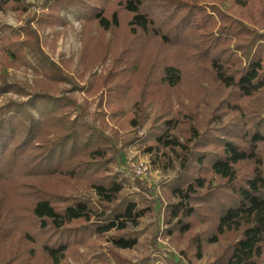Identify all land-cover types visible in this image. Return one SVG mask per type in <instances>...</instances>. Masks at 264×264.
Segmentation results:
<instances>
[{
  "label": "trees",
  "instance_id": "trees-1",
  "mask_svg": "<svg viewBox=\"0 0 264 264\" xmlns=\"http://www.w3.org/2000/svg\"><path fill=\"white\" fill-rule=\"evenodd\" d=\"M215 1L43 0L41 15L0 30V70L34 75L17 85L0 73V95L19 98L0 105V264H72L103 239L119 261L116 250L138 244L130 228L154 205L129 200L109 173L118 150L102 135L103 89L112 119L134 94L127 125L157 106L146 150L161 168L178 165L163 221L180 252L194 264L226 241L209 264H264V0H221L226 12ZM7 9L27 13L23 0H0ZM65 10L82 25L81 48L55 63L31 22L64 26ZM81 188L95 198L73 194Z\"/></svg>",
  "mask_w": 264,
  "mask_h": 264
},
{
  "label": "rangeland",
  "instance_id": "rangeland-1",
  "mask_svg": "<svg viewBox=\"0 0 264 264\" xmlns=\"http://www.w3.org/2000/svg\"><path fill=\"white\" fill-rule=\"evenodd\" d=\"M25 9L29 14H23L20 17L16 16L11 10L0 11V30L5 26L12 29H17L22 25V19L27 16L41 15L43 10V0H23ZM224 12L228 11L230 5L225 1H215ZM204 5H207L204 2ZM212 13V12H211ZM67 19L66 25H55L53 27L39 28L36 25L37 20H33L31 25L35 28L38 35L40 47L49 59L55 63H60V59H76L81 48V23L75 19L72 12L62 11ZM94 28L91 29L89 35L95 34ZM29 61V58H28ZM111 59H107L105 64H98L94 69L99 73L101 70L105 72L106 66L109 65ZM0 73L6 75V81L13 84H33V69L30 66L22 67H5L1 68ZM221 90L214 86H206V94L216 97ZM78 102H82L84 95L83 91L79 90L74 93ZM102 111L104 112V122L106 126H102V135L110 138L114 147L118 150V156L110 166V174L125 182V187L121 192L127 196L129 200L137 201L140 205L146 206L153 204L154 210L152 214L146 215L139 220L136 227L130 228V231L137 236L138 244L132 249L116 250L120 260L116 261L110 254V244L106 240L96 241L99 248L87 249L81 247L79 252L80 258L75 261L69 259L72 264H193L190 262L177 247L176 240L172 239L167 234V224L164 223V210L169 199L163 191V185L166 182L175 179L178 171V165L175 162L174 166L161 168L162 165L158 162L153 163L150 153L146 150V145L149 143L150 126L152 119L156 116L157 106H149L145 109L146 120L141 123L127 125L126 119L136 114L130 111L134 103V94L126 93L124 96V111L112 119L110 109L105 105V90H102ZM93 96L90 99H95ZM24 99V98H23ZM22 99V100H23ZM8 100H19L11 94L0 95V105ZM264 106V100L260 104ZM90 113L99 111V107L92 103L89 108ZM139 114V113H138ZM117 121V122H116ZM121 124V125H120ZM97 125V124H96ZM118 130V138H114L110 129ZM143 162L146 170L141 175H135L134 166ZM74 195L85 198H95V194L91 189H77L73 191ZM179 238L178 241H181ZM226 241L219 244L207 246L204 250L202 259L194 262V264H209L215 260L216 252L219 246H224ZM102 253V260L98 258V254Z\"/></svg>",
  "mask_w": 264,
  "mask_h": 264
},
{
  "label": "built area",
  "instance_id": "built-area-1",
  "mask_svg": "<svg viewBox=\"0 0 264 264\" xmlns=\"http://www.w3.org/2000/svg\"><path fill=\"white\" fill-rule=\"evenodd\" d=\"M146 170V167H145V165H144V163L143 162H139V163H137L135 166H134V173H135V175L137 174V175H141V174H143L144 173V171Z\"/></svg>",
  "mask_w": 264,
  "mask_h": 264
}]
</instances>
